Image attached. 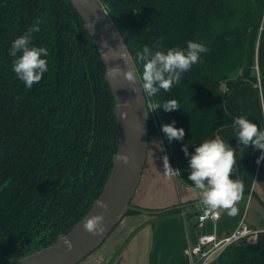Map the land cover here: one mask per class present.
<instances>
[{
	"label": "trees",
	"instance_id": "1",
	"mask_svg": "<svg viewBox=\"0 0 264 264\" xmlns=\"http://www.w3.org/2000/svg\"><path fill=\"white\" fill-rule=\"evenodd\" d=\"M100 1L139 73L142 65L135 54L145 44L155 51L160 46L186 49L193 41L209 49L170 91L146 96L150 135L158 132L157 119L172 167L181 182L192 186L183 145L194 154L205 139L233 128L241 113L229 106L232 94L244 83H259L255 61L264 0ZM38 18L43 23L33 44L49 49V70L29 89L12 71L8 51ZM105 72L92 37L68 0H0V264L52 246L100 197L119 142L116 101ZM169 99L177 100L180 109L151 111L150 105ZM173 121L185 131L181 141L170 142L161 130ZM237 177L248 194L239 161ZM143 212L134 205L127 215ZM218 260L264 264V231L228 245Z\"/></svg>",
	"mask_w": 264,
	"mask_h": 264
},
{
	"label": "crops",
	"instance_id": "2",
	"mask_svg": "<svg viewBox=\"0 0 264 264\" xmlns=\"http://www.w3.org/2000/svg\"><path fill=\"white\" fill-rule=\"evenodd\" d=\"M255 62V74L260 81L264 76V37L256 47ZM229 106L264 129L261 88L249 82L242 84L232 94ZM160 138L162 149L153 153L148 151L145 165L149 171L148 179L142 188L139 184L135 195L140 193L141 200L134 205L141 207L142 203H154L158 209L178 208L179 211L167 216L149 211L125 216L104 243L79 264H187L186 249L196 245L203 235H215L222 240L232 235L241 224L256 232L264 231V160L257 164L261 155L258 149L238 146L234 127L222 130L221 138L236 149L249 193L244 194L238 203L239 211L235 217L218 210L219 220L206 221L203 226L198 225L197 215L204 207L199 205L193 186L181 182L178 177L169 179L163 174L162 157L168 153L162 136ZM210 264L220 262L217 259Z\"/></svg>",
	"mask_w": 264,
	"mask_h": 264
},
{
	"label": "clouds",
	"instance_id": "3",
	"mask_svg": "<svg viewBox=\"0 0 264 264\" xmlns=\"http://www.w3.org/2000/svg\"><path fill=\"white\" fill-rule=\"evenodd\" d=\"M43 20L38 18L11 43L8 55L12 58V71L17 78L29 89L34 84L39 83L44 74L48 72L49 65L46 59L49 56V49L33 44L34 34L41 30L40 25ZM260 31L264 32V19L260 21ZM209 49L203 43L188 41L186 49L179 47H169L166 50L162 46L158 50L145 44L142 50L136 52V59L142 65V72L137 73L126 54H122L124 68L119 65L109 69L110 74L115 77L122 75L128 83V87L135 93H142L143 97L155 96L160 90L168 92L174 84L181 81L182 75L191 70L192 66L200 61L202 53H207ZM43 57V58H42ZM142 81V83H141ZM138 85V87H137ZM264 89V85L261 86ZM137 95V99H139ZM151 111L162 107L165 112L180 109L177 100L169 99L163 104L150 105ZM175 121L164 124L161 130L166 134L168 140L181 141L184 139L183 128L174 126ZM235 138L239 145L245 148L251 146L254 149L264 150V129L259 128L246 116L240 115L234 119ZM189 145L186 143L182 147L186 157H189L188 180L193 186V191L198 194L199 205L206 210H224L230 217L238 214V203L242 200L245 186L237 177L238 161L236 149L232 148L221 136L205 139L195 147L194 154H189ZM242 158V157H241ZM119 159L127 164L128 157L120 155ZM163 174L171 179L179 177L178 170L171 167L167 155L162 157ZM264 160V153L258 158L259 164ZM98 206L103 209L100 214L90 215L83 222V229L92 235L102 234L105 229V214L108 211L107 205L102 201H97ZM65 244L71 249V242L65 239Z\"/></svg>",
	"mask_w": 264,
	"mask_h": 264
},
{
	"label": "water",
	"instance_id": "4",
	"mask_svg": "<svg viewBox=\"0 0 264 264\" xmlns=\"http://www.w3.org/2000/svg\"><path fill=\"white\" fill-rule=\"evenodd\" d=\"M68 1L82 18L106 68L105 79L116 101L114 112L119 125L118 150L113 159L112 172L90 212L68 234L60 235L52 246L11 264H79L85 260L104 243L132 208L131 203L147 160L150 140L148 99L142 93L133 92L122 75L113 77L109 72L117 65L121 69L125 67L122 54H126L136 68L126 44L100 0ZM254 86L260 88L259 84ZM120 155L128 157L127 164L119 159ZM99 200L108 207L106 229L102 234L92 235L83 229V222L88 216L103 212L97 204ZM65 239L71 242V249L65 244Z\"/></svg>",
	"mask_w": 264,
	"mask_h": 264
},
{
	"label": "built area",
	"instance_id": "5",
	"mask_svg": "<svg viewBox=\"0 0 264 264\" xmlns=\"http://www.w3.org/2000/svg\"><path fill=\"white\" fill-rule=\"evenodd\" d=\"M260 85V81L258 83ZM261 88V85H260ZM226 90V86L224 88ZM264 126V121H263ZM264 150H261V154ZM263 161V160H262ZM220 218V212L210 211L202 208L197 215L198 225L203 226L206 221L216 222ZM258 232L251 230L247 225L241 224L236 231L225 239H218L215 235H203L196 245L186 249L187 264H210L219 259L226 247L240 239L251 237Z\"/></svg>",
	"mask_w": 264,
	"mask_h": 264
},
{
	"label": "rangeland",
	"instance_id": "6",
	"mask_svg": "<svg viewBox=\"0 0 264 264\" xmlns=\"http://www.w3.org/2000/svg\"><path fill=\"white\" fill-rule=\"evenodd\" d=\"M264 37V32H261L260 31V35H259V38H258V44L259 42L261 41V39ZM257 44V45H258ZM223 88H225V86H223ZM154 124L158 130V132L156 133H153V135H150V140H149V153H153V152H159L160 149H162V141H161V133H160V130H159V123L157 121V119H154ZM261 152V150H259ZM147 161V160H146ZM146 165V164H145ZM148 168H144V172H143V175H142V181H140V188L143 187V185L145 184V182L147 181L148 179ZM179 179V178H178ZM175 195H177V190L175 188ZM171 194L173 195V192H171ZM133 201H132V208H134V204H137V202L140 203V193L136 194L135 197H133ZM139 209L143 210V211H149V212H162L164 210H167L168 208H165V209H158L157 206L154 205V203L152 204H146V203H142L141 207H138ZM159 210V211H157ZM252 240L255 239V238H251Z\"/></svg>",
	"mask_w": 264,
	"mask_h": 264
}]
</instances>
